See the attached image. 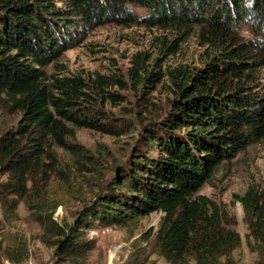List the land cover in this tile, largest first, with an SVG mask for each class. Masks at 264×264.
<instances>
[{"label":"trees","instance_id":"obj_1","mask_svg":"<svg viewBox=\"0 0 264 264\" xmlns=\"http://www.w3.org/2000/svg\"><path fill=\"white\" fill-rule=\"evenodd\" d=\"M129 5L149 15L133 16ZM137 21L184 31L199 26L214 48L202 67L179 69L178 80L173 75L177 95L166 118L144 127L142 143L115 165L112 179L72 223L60 224L53 211L36 210L35 219L57 237L60 262L94 248L86 232L95 225L122 226L161 211L153 246L170 264H235L240 236L218 228V205L197 193L219 164L264 140V85L253 86L256 71L264 67V0H0V101L22 114L19 123L0 127V232L21 201L28 205L29 190L41 185L52 142L81 153L72 141L75 128L116 134L111 126L117 119L90 94L83 77L49 75L45 68L79 42L81 28ZM243 23L262 38H239ZM143 61L137 67L148 75L139 79L155 87L164 78L162 64ZM115 80L123 86L122 79ZM119 96L103 94L109 100ZM261 199L254 189L240 197L258 241H264V232L254 226L262 219ZM257 251V264H264V245ZM27 252L26 245L16 253L0 239V264L4 258L20 264Z\"/></svg>","mask_w":264,"mask_h":264},{"label":"rangeland","instance_id":"obj_2","mask_svg":"<svg viewBox=\"0 0 264 264\" xmlns=\"http://www.w3.org/2000/svg\"><path fill=\"white\" fill-rule=\"evenodd\" d=\"M129 7L133 16L145 18L149 15L145 8ZM200 31L199 26L193 31H184L144 21L89 25L80 29L79 42L56 60L57 63L45 68L49 75L83 77L89 84L90 94L98 97L117 119L111 126L116 134L75 128L72 141L81 146V153H72L51 143L49 151L53 156L48 155L44 160L41 185L36 190H29L28 205L21 201L17 215L11 221L6 220L4 232H0L4 245L16 253L20 246L26 245L28 252L20 264H170L153 246L165 215L161 211L122 226L95 225L86 232V238L95 242L94 248L84 256L63 262L55 255L53 242L57 237L43 231L35 219V211H53L60 224H70L76 219L83 206L95 198L101 184L112 179L115 165L124 163L127 155L142 143V135L146 133L144 127L166 118L171 100L177 95L173 75H178V80L181 78L179 69L194 71L209 58L210 48L214 47L210 36H202ZM237 34L244 41L263 36L247 23L239 26ZM142 58L144 65L149 63L150 67L155 63L162 64L164 78L155 87L151 82L142 84L139 79V76L144 79L148 75L144 68L137 67ZM100 76L107 77V82L101 84ZM254 77L256 85L253 86L257 89L263 86L264 67L257 70ZM115 78L122 79L123 86ZM108 92L120 96L115 100L103 98ZM21 119L20 112L0 101V127L15 125ZM120 122L124 124L118 126ZM249 189L262 197V219L254 226L264 232V140L248 146L234 159L219 164L197 193L207 195L218 205L221 215L217 227L227 236L230 232L240 236V244L232 253L235 264H257V249L264 245V241H258L252 235L249 217L240 200ZM3 216L0 202V219ZM4 264L16 263L4 258ZM189 264L196 263L191 261Z\"/></svg>","mask_w":264,"mask_h":264}]
</instances>
